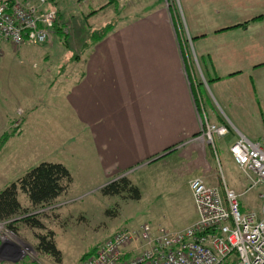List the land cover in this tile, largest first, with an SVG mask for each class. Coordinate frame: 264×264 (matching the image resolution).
Wrapping results in <instances>:
<instances>
[{
  "label": "crops",
  "instance_id": "0c3cea01",
  "mask_svg": "<svg viewBox=\"0 0 264 264\" xmlns=\"http://www.w3.org/2000/svg\"><path fill=\"white\" fill-rule=\"evenodd\" d=\"M169 1L50 0L56 12L57 8L74 6L81 18L97 17L92 29L112 24L105 36L90 44L82 62H60L69 65L71 81L62 87L64 95H58V105L40 108L37 119L43 130L55 125L54 134L46 137L50 140L46 146L52 151L44 160L64 164L73 180L83 177L89 188L125 175L137 186L149 185L153 196L163 192L171 195L176 204L174 197L180 196L182 173L189 179L201 177L209 185L219 186L224 181L230 186L222 176L218 177L220 164L216 169L213 163L218 155L234 163L229 147L239 134L264 146V0H245L250 2V14L240 19L227 4L230 19L214 23L196 22L194 16L198 18L196 11L202 10L201 4L220 0H178L184 28L192 36H200L192 44L200 53L205 50L201 56L209 55L207 62H202L209 80L208 98L190 62L182 60L175 11ZM246 19L250 23L241 25ZM14 50L9 41H0V60L3 52ZM38 114L22 119L29 122L26 130H31ZM204 117L216 125H225L228 133L214 135L211 144L198 138ZM68 128L76 138L79 132L84 134L86 149L78 146V139L72 141L76 143L73 148L64 142L63 129ZM156 155L160 156L147 162ZM169 164L180 165L173 168L177 175L171 174L175 179L162 191L165 183L157 172L167 176L165 166ZM153 173L152 181L145 180ZM242 176L240 182L233 183L239 191L230 186L240 194L239 203L250 192L245 190ZM187 190L193 211L191 224L198 214L189 187ZM22 194L24 198L18 195V199L25 207L29 201ZM240 208L250 211L243 210L241 203ZM90 209L97 228L100 208ZM109 232L102 231L106 237Z\"/></svg>",
  "mask_w": 264,
  "mask_h": 264
},
{
  "label": "rangeland",
  "instance_id": "374dc122",
  "mask_svg": "<svg viewBox=\"0 0 264 264\" xmlns=\"http://www.w3.org/2000/svg\"><path fill=\"white\" fill-rule=\"evenodd\" d=\"M258 1L255 0V2ZM169 3L172 11L173 9L175 11L176 36L182 52V60L190 62L194 76L197 77L203 94L208 98L210 91L208 88V92L206 91V84H209V80L204 74L202 62H207L209 55L201 56L200 54L206 53L205 50L200 53L192 44L191 41L200 36H192L184 28L186 24L179 1L170 0ZM227 4L232 5L233 14L238 15L239 19L250 14V2L248 1L220 0L215 3L201 4L202 10L196 11L198 18L194 16V20H199L201 23L228 20L230 18L227 17L225 10ZM108 11H106L107 14ZM57 14V26L47 41L39 44L23 42L18 45L9 42L15 50L13 53L3 52L4 57L0 60V88H2L0 89V189L13 181L15 177L22 175L29 167L47 161L44 159L52 150L46 146V143L50 141L46 137L49 136L48 134H54L55 125L52 124V128L49 127V130H43L37 120L40 108L58 105V95H64L62 87L69 85L71 81L69 65H60V62H82L88 47L93 43L90 39L91 35L104 28L92 29L95 27L94 22L97 17L81 18V14L76 12L74 6L65 9L57 8ZM103 16L106 15L103 14ZM113 20L115 19H111L112 23ZM247 23H250V19L242 22L243 25ZM61 28H64V32L60 33ZM208 38H211V35ZM240 39L244 41L243 36H240ZM212 44L210 41L209 45ZM5 97L8 98L7 101L2 102ZM28 110L30 111L27 112ZM35 114H38L35 116L37 121L32 123L31 130H26L29 122L22 121V119L33 117ZM202 120L207 119L204 117ZM63 134L65 135L64 142L67 141L72 148L73 145H76L72 141L78 139V146H83L86 149V138L82 132H79L78 138L72 136L70 128L63 129ZM159 156L156 155L147 162H151ZM227 158H221L218 155L213 165L217 169L220 164L218 177L222 176L230 186L238 190L239 188L235 187L233 183L240 182L242 174L238 167ZM208 160L209 166H211V158L208 157ZM179 165H166L167 176L157 172L165 183L162 191L167 190L170 182L175 179L171 177V174L177 175V172L172 170ZM154 175V173L151 174L145 180L152 181ZM181 176L183 181L181 193L180 196L174 197L176 204L173 200L171 201V195L163 192L153 196L151 194L153 189L149 185L142 184L136 185L140 193V198L137 200L131 199L125 194L116 196L102 194V187L119 177L107 180L97 188H89L83 177L72 179L74 190H70L66 196L59 197L54 204L56 208L48 210V213L38 217L44 223V229H31L23 223H18L17 232H12L8 229L6 222H0V261H2L0 264H79L84 256L95 250L108 237L102 233L103 230H110V236L118 230L133 228L138 223H149L155 229L163 227L170 231L183 229L192 224L189 221L193 211L187 194L189 192L187 190L188 180L192 178H187L186 173H182ZM126 177L128 178V176ZM82 183L85 185L84 188L81 187ZM258 191L259 188H251L248 195L242 196L240 203L243 210L255 212L260 210L261 202L258 198ZM18 195L24 198L21 191ZM244 197L247 198L243 199ZM104 199L107 201L106 203L102 202ZM93 206L100 208L97 212L100 226L97 228L93 226L95 219L90 209ZM29 207L27 205V210L31 209ZM47 231L54 233L55 245L60 251L59 259L44 254L36 248V235ZM8 256H12V258L7 259Z\"/></svg>",
  "mask_w": 264,
  "mask_h": 264
},
{
  "label": "built area",
  "instance_id": "2783aa9c",
  "mask_svg": "<svg viewBox=\"0 0 264 264\" xmlns=\"http://www.w3.org/2000/svg\"><path fill=\"white\" fill-rule=\"evenodd\" d=\"M57 17L48 0H0V40L44 43ZM200 132L199 138L211 144L228 128L204 120ZM229 152L245 190L260 189L259 212L242 211L240 194L224 181L213 186L195 177L188 182L198 214L191 225L170 231L141 223L118 230L79 264H264V146L239 134Z\"/></svg>",
  "mask_w": 264,
  "mask_h": 264
},
{
  "label": "trees",
  "instance_id": "16d2710c",
  "mask_svg": "<svg viewBox=\"0 0 264 264\" xmlns=\"http://www.w3.org/2000/svg\"><path fill=\"white\" fill-rule=\"evenodd\" d=\"M27 1L35 2V0ZM111 28L112 24H107L99 32L93 33L90 39L93 42L97 41L105 36ZM63 29L61 28L59 32H64ZM71 183L72 176L64 164L49 161L39 162L27 169L15 181L0 189V222H6L8 229L12 232H17L18 223H23L31 229H44V223L38 217L48 213V210L56 208L55 202L59 197L68 195L71 190ZM19 191L25 193L29 201L28 206L31 209L27 210V206L23 207L20 203ZM101 192L108 196L125 194L134 200L140 198L138 187L132 184L126 176H120L118 179L105 184ZM53 236L54 233L51 231L38 233L36 235V248L44 254L59 259L60 251L55 245Z\"/></svg>",
  "mask_w": 264,
  "mask_h": 264
}]
</instances>
